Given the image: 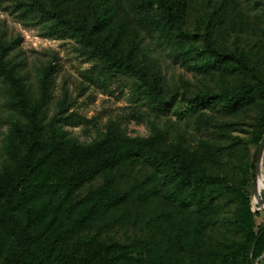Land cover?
<instances>
[{
  "label": "rangeland",
  "instance_id": "374dc122",
  "mask_svg": "<svg viewBox=\"0 0 264 264\" xmlns=\"http://www.w3.org/2000/svg\"><path fill=\"white\" fill-rule=\"evenodd\" d=\"M43 1L50 13L0 0V202L21 178L17 211L40 235L30 264H248L247 240L264 227L254 194L264 91L252 87L264 81V0H63L87 28L101 20L95 37L142 70L112 76L120 67ZM246 87L245 102L216 98ZM35 105L43 145L31 151ZM138 147L177 150L224 182L200 208L180 203ZM258 250L264 264V235ZM17 255L0 213V264Z\"/></svg>",
  "mask_w": 264,
  "mask_h": 264
},
{
  "label": "trees",
  "instance_id": "16d2710c",
  "mask_svg": "<svg viewBox=\"0 0 264 264\" xmlns=\"http://www.w3.org/2000/svg\"><path fill=\"white\" fill-rule=\"evenodd\" d=\"M51 2L53 6L51 14L56 18L60 26L82 33L83 36L88 38V40L93 45L104 52L112 67H120H116V70H114L113 68L108 70L107 72L110 76L117 75V73L119 71H123V69L136 73L142 72L137 63L131 61L126 57L115 56L104 44H102L95 37V34H97L103 27V22L101 20H98L97 24H95L94 26L87 28L82 22L69 18L65 15V12L61 8L63 0H51ZM33 5L40 11L49 12L43 0H33ZM217 56L220 57V59L223 61L228 60V56H224L218 53ZM252 87H256V89L264 91V81H257ZM251 97L252 89L247 87L237 90L234 93L216 95V98L225 100L231 105L245 102ZM20 102L21 107L25 109L26 104L22 100ZM170 104L171 102H165V107H163V110H168L167 105L170 106ZM38 110L39 107L35 105L27 113L30 123L28 136L31 151L38 149L43 145V141L41 140V132L43 130V127L37 119ZM138 152L139 155L143 156L155 169L163 172L166 177L171 180V182L173 183L171 196L175 200H178L180 203L186 205L193 204L194 206L200 208L207 196L206 191L208 187L224 182L223 178L219 176L206 175L195 170L190 163L182 158V155L177 150H170L164 154L160 152H158L157 154H152L150 151L148 152L145 149L138 147ZM161 154L168 157L169 161L171 162V166H166V161H164L165 159L160 157ZM115 157L117 158L116 155H112L107 159L100 161L91 168L90 172L101 170L107 164L112 163L115 160ZM26 162L28 163V165H31L32 159L30 155L26 157ZM20 184L21 178H14L11 184L7 186L6 192L4 194V199L0 202L1 216L8 224L10 232L12 234V238L15 241L18 250V255L15 256L9 262V264H30L35 244L40 240L39 234H32L27 231L19 217L17 211L18 201L16 199V190ZM116 202H118V200H115L113 203ZM237 224L239 226H242L244 224V221L238 220ZM263 235L264 227H261L259 232L256 231L255 233H251L250 238L247 240L248 246L251 248V252L249 254L250 260L248 264H254L259 260L261 253L259 252L258 247ZM254 247L255 250L252 254ZM92 250L94 252V256H92L91 258H95L97 248L93 246ZM226 260L223 259L222 262H224V264H228V261Z\"/></svg>",
  "mask_w": 264,
  "mask_h": 264
},
{
  "label": "water",
  "instance_id": "95a60500",
  "mask_svg": "<svg viewBox=\"0 0 264 264\" xmlns=\"http://www.w3.org/2000/svg\"><path fill=\"white\" fill-rule=\"evenodd\" d=\"M263 155H264V136L262 138V141H261L258 153H257L256 161H255V175H256V179H257V176L261 173V170H262L261 169V165H262ZM254 194H255V197L258 200L259 205L263 209L264 208V200L259 197L256 184L254 186ZM259 230L260 229H258L257 232H259ZM254 250H255V247L253 248L252 254L254 253ZM257 262H255L254 264H257Z\"/></svg>",
  "mask_w": 264,
  "mask_h": 264
},
{
  "label": "bare ground",
  "instance_id": "6f19581e",
  "mask_svg": "<svg viewBox=\"0 0 264 264\" xmlns=\"http://www.w3.org/2000/svg\"><path fill=\"white\" fill-rule=\"evenodd\" d=\"M256 186H257L258 194L264 191V174L260 173L257 176Z\"/></svg>",
  "mask_w": 264,
  "mask_h": 264
}]
</instances>
